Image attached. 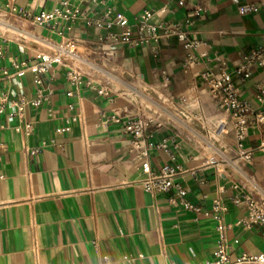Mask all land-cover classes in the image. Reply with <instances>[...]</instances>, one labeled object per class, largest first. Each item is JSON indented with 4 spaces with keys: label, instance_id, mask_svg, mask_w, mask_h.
Segmentation results:
<instances>
[{
    "label": "crops",
    "instance_id": "crops-1",
    "mask_svg": "<svg viewBox=\"0 0 264 264\" xmlns=\"http://www.w3.org/2000/svg\"><path fill=\"white\" fill-rule=\"evenodd\" d=\"M260 2L0 0V43L6 49L1 63L11 72L14 62L34 65L38 54L55 52L60 45H74L77 53L65 57L67 66L48 65L41 75L40 88L50 93L46 101L28 105L21 114L12 115L10 107L0 114V264H206L219 249L218 216L228 225L231 259L264 252V227L238 224L248 211L231 201L243 192L264 205V125L253 116L264 109L257 98L261 83L264 89V66H251L243 82L237 73L246 54L264 49ZM245 4L259 8L241 14ZM64 6L77 17L62 34L13 12L37 14ZM107 13L113 23L98 26ZM118 14L128 21L130 44L121 39L127 27L115 23ZM148 26L157 27L156 32ZM175 28L185 40L172 34ZM190 42L195 44L187 48ZM190 54L201 64L186 68ZM71 65L84 72L77 83L67 77ZM222 68L251 107L244 142L252 160L241 164V172L231 165L238 157L233 128L222 147L212 148L202 138L204 126L228 115L217 108L201 76ZM131 81L146 85L149 95ZM100 88L111 92L99 94ZM8 90L44 97L31 70L20 77L0 75V92ZM137 95L153 106L161 95L183 111L176 117L168 110L162 126L149 128L154 142L177 136L176 147L153 149L149 160L153 170L180 165L186 200L197 210L185 208L173 192L152 193L141 185L146 173L125 126L154 110H146ZM217 197L226 211L215 209Z\"/></svg>",
    "mask_w": 264,
    "mask_h": 264
},
{
    "label": "built area",
    "instance_id": "built-area-1",
    "mask_svg": "<svg viewBox=\"0 0 264 264\" xmlns=\"http://www.w3.org/2000/svg\"><path fill=\"white\" fill-rule=\"evenodd\" d=\"M261 6L264 9V0H261ZM259 8L258 4H245L240 7L241 14H247L255 11ZM14 13L23 17L33 25H43L49 27L52 31L62 34L67 28V23L73 21L77 17V12L71 11L67 6L63 9H56L53 11H42L37 14H32L26 11L13 9ZM108 14H105L96 21L98 26L108 25L113 22L108 20ZM150 13L146 11L142 16L144 25ZM62 22L65 24L62 25ZM115 23L118 25L127 27L128 21L123 16L118 14L115 18ZM147 26V25H146ZM148 29L153 34L156 32L157 27L148 26ZM172 34H176L179 39L185 40V34L182 33L179 28H175ZM121 39L124 43L130 44L132 42L131 31L129 27L121 35ZM195 43H187L186 47L191 48ZM6 53L5 46L0 43V75L4 78H12L14 76L20 77L25 75L27 70H31L34 75V81L39 86V95L44 97L39 98H27L21 93H16L13 90L0 92V114L4 113L7 107L12 109V115L21 114L24 112L28 105L38 106L43 101L47 100V96L44 94L42 87L43 79L42 74L48 69V65L57 64L67 66L65 57L67 55H76L74 45L70 46H57L55 52L52 53H40L37 55L39 62L29 66L27 62H14V72H11L7 67L2 65L1 60ZM201 61L193 55H188L185 66L190 68L192 66H198ZM253 65L258 67L264 66V49L256 48L251 50L243 57V65L238 67L237 73L239 79L243 82L250 76L249 68ZM84 76V72L75 67L74 65L67 67V77L73 83H77ZM202 79L205 81L208 90L210 91L212 98L218 109L226 112L227 117L219 120L214 126H204L202 138L206 144L212 148L222 147L226 141V136L230 128H233L236 133V147L238 150V157L231 160V165L234 169L242 171L241 164L249 163L252 160V151L245 144V138L247 130L249 129L250 122L248 115L251 113V107L249 104L239 97L236 84L234 83L233 76L225 69H221L219 74H215L209 70H205L202 74ZM88 84L95 87L94 83L89 80ZM263 84H260L259 93L257 98L260 102L264 101V89ZM99 94L108 96L110 90L107 88L98 89ZM72 92H68V96H72ZM72 108V106H70ZM168 109L165 107L157 108L149 115H142L131 119L125 126V132L131 139L132 147L137 152V158L141 161L142 170L146 173V177L141 181V185L146 191L152 193H169L173 192L175 198H179L181 203L187 209L197 210L193 204L186 200L187 190L184 188L179 178L182 174V168L180 165L174 163L164 165L159 169L153 170L150 164V153L153 149H168L172 146L176 147L177 136L167 135L163 137L159 142L152 140L153 134L149 132V128L153 125L158 127L162 126L163 118L168 115ZM166 115V116H165ZM254 121L257 124L264 125V109H257L253 112ZM115 122H121V119L116 117ZM28 129L31 125H26ZM217 171L222 172L217 168ZM231 201L236 206L245 205L248 211L246 218L240 219L238 224L244 225L248 228H252L255 224H260L264 227V205L252 196H248L241 192L231 197ZM213 205L215 209L220 211H226L227 206L223 202L221 197H217ZM217 230L220 232L221 240L219 242V249L216 253V258L206 264H264V252L251 254L242 253L235 259H231L229 254V245L226 242V230L228 225H225L222 219L217 217Z\"/></svg>",
    "mask_w": 264,
    "mask_h": 264
},
{
    "label": "rangeland",
    "instance_id": "rangeland-1",
    "mask_svg": "<svg viewBox=\"0 0 264 264\" xmlns=\"http://www.w3.org/2000/svg\"><path fill=\"white\" fill-rule=\"evenodd\" d=\"M2 23V22H1ZM104 65H106L107 67H109L110 69H113L111 66H109L106 62L104 63ZM131 83L135 86V87H137L138 89H141V90H143L144 92H143V94L144 95H149V93H150V91H149V89H148V87L146 86V85H142V84H140V81H137V82H135V81H131ZM137 93H134V96L136 95ZM136 98L137 99H139V100H143V99H141V97H139L138 95L136 96ZM147 98H149V97H147ZM154 101H156L157 103H158V106H153V105H151V103H149V101L147 100H143L142 101V103L144 104V107L146 108V110H148V109H153L154 111L159 107V108H161V107H165V108H167L168 110H170L171 112H172V114L174 115V116H176V117H182V116H184V113H183V111L181 110V109H179V108H177V107H175L173 104H171L170 103V101L169 100H167L166 98H162V96L160 95V97L158 96L157 98L156 97H154ZM166 116V115H165ZM189 121H190V118L188 119Z\"/></svg>",
    "mask_w": 264,
    "mask_h": 264
}]
</instances>
